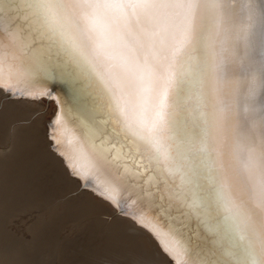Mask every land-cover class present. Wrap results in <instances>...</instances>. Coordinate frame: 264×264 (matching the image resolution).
I'll return each mask as SVG.
<instances>
[{
  "label": "bare ground",
  "instance_id": "bare-ground-1",
  "mask_svg": "<svg viewBox=\"0 0 264 264\" xmlns=\"http://www.w3.org/2000/svg\"><path fill=\"white\" fill-rule=\"evenodd\" d=\"M168 2L66 0L50 35L22 19L25 5L4 3L1 264H41L47 249L53 255L47 264H203L221 260L220 245L228 246L238 231L264 238V0H225L219 18L196 9L191 35L198 26L203 32L204 64L176 89L170 84L185 70L180 58L190 36L187 10L158 6ZM164 111L175 113V127L190 140L185 152L206 209L190 206L183 157L173 150L174 161H157L151 145L134 134L158 129ZM100 128L107 138L94 134ZM168 136L165 127L158 136L162 150L171 143ZM116 142L126 146L119 159L111 147ZM74 173L95 177L97 191L116 202L82 188L91 181ZM50 180L73 195L39 223L44 235L18 232L20 223L28 224L24 214L22 220L15 214L29 201L24 193ZM229 200L238 215L228 210ZM71 206L93 217L74 226L76 236L62 230ZM140 219L163 230L173 251Z\"/></svg>",
  "mask_w": 264,
  "mask_h": 264
},
{
  "label": "snow or ice",
  "instance_id": "snow-or-ice-1",
  "mask_svg": "<svg viewBox=\"0 0 264 264\" xmlns=\"http://www.w3.org/2000/svg\"><path fill=\"white\" fill-rule=\"evenodd\" d=\"M5 2H15L18 4H23L26 7L22 10L25 14L22 17L25 21L32 22L36 30L40 32L41 35L51 34L54 30L53 25L57 22V17L62 9L67 8L66 0H0V12H2L3 5ZM225 0H169L168 3H160L159 7H176L184 8L187 10L186 19L187 27L186 31L189 33L190 38L186 42V48L183 51V54L180 58L181 66L185 69L177 74V77L173 83L170 84V87L173 89L179 88L183 84L189 81V78H195L202 70L204 60L201 55V50L204 41V35L199 26L196 29V34L191 35L192 32V22L193 15L196 9H199L201 15L207 13L209 16L219 18L222 13L223 4ZM116 7H131L129 4H116ZM2 29V25H0ZM117 110L119 111V104L117 102ZM122 115V113H121ZM165 117H168L165 120ZM177 121L175 119L174 112L164 111L160 115V124L159 128L155 130L142 131L139 130L135 135L146 143L150 144L155 152V159L157 161H162V159H168L174 161L172 156L173 150L176 151V154L183 157L184 163L181 165L185 169L184 176L187 180L189 186V192L191 193L192 200L190 206L196 208L197 210L206 209L207 206L204 203V200L199 195L200 185L198 183V173L192 165V162L189 156L186 154L185 149L188 148L190 140L186 142L185 138L182 137L177 128L175 127ZM124 127L127 129L129 126L125 122ZM165 127L169 129L168 140L171 141L168 148L165 150L158 139L159 133ZM95 135L102 136L107 138L105 130L103 128L96 129ZM115 129L109 135H114ZM195 130H193V135ZM131 145V142H129ZM112 149H117L116 156L114 159H119L120 152L125 149V145L119 144L118 142L112 143ZM132 147H127V153L130 154ZM139 168V165L137 166ZM169 174H172L171 169H166ZM147 171V169H144ZM79 176L81 181H91V183H81L82 188H92L97 195L103 196L105 199L116 202V197L111 195L107 191H97L99 185L96 184L95 177H90L88 175H80L79 173H74ZM143 175V172H140ZM146 183H151L150 178L145 179ZM180 199V197H177ZM183 202V200H181ZM228 210L233 212L234 215H238L237 208L233 207V202L231 200L227 203ZM140 223L144 227L150 228L153 231V234L162 240L163 247L166 251L172 252L173 249L168 246V241L165 239V233L163 230L156 229L154 226L146 223L143 219H140ZM172 230H169L171 232ZM186 249L185 245H182ZM221 247V260L215 262L212 261H203V264H264V238H259L256 240L250 239L246 233L238 231L234 240L228 246L220 245Z\"/></svg>",
  "mask_w": 264,
  "mask_h": 264
},
{
  "label": "rangeland",
  "instance_id": "rangeland-1",
  "mask_svg": "<svg viewBox=\"0 0 264 264\" xmlns=\"http://www.w3.org/2000/svg\"><path fill=\"white\" fill-rule=\"evenodd\" d=\"M1 110V109H0ZM1 112V111H0ZM23 119V118H22ZM20 120V119H19ZM17 124L18 123H20V124H25L23 121H18V122H16ZM15 123V124H16ZM16 124V125H17ZM0 176H1V170H0ZM42 176V175H41ZM45 176V175H44ZM1 178V177H0ZM51 183V184H50ZM55 184V183H54ZM55 186L57 187L58 185H56L55 184ZM55 186H53V184H52V182H51V180L49 181V184L47 185V187H39L38 186V183H36L35 185H32L31 186V188H30V190H28V192L26 193H24V200L26 201V200H29L28 202H24V203H22L21 205H18L19 207L18 208H15V214L16 215H18L19 217H18V219L19 220H22V219H25V218H22V217H26V221H27V225H25V221L24 222H22V224L20 223V225H21V228L19 227L18 229H16L18 232H19V230L20 231H24V229L23 228H25L26 230L24 231V232H26V231H28L27 233L29 234V235H34L33 233H36L37 231H39V232H41V235H44L43 234V232L42 231H44V229L43 228H45L46 229V226L45 227H41V224H40V228H39V223H42V222H44V224H46V221H48L49 219H47V218H49L48 216L49 215H51V216H54L55 214H58V212H60V211H58L59 210V208H55V206L59 203V202H64L65 200H67L68 198H70L73 194H68V196L65 194V193H63V191H62V189L58 186V188H56ZM53 187V188H52ZM55 187V188H54ZM39 189V190H38ZM45 189V190H44ZM51 191H49V190ZM57 189H60V190H57ZM32 191V192H31ZM59 191H61V193L59 192ZM40 193V194H39ZM0 194H1V180H0ZM47 194V195H46ZM52 194H54L53 196H52ZM56 194V195H55ZM26 195V196H25ZM30 195V196H29ZM39 195V196H38ZM63 195H66V196H63ZM61 196H62V198H61ZM31 197V198H30ZM48 197V198H47ZM29 198V199H28ZM51 198V199H50ZM59 198V199H58ZM31 199L33 200V199H36L37 200V202H33V203H29L30 201H31ZM44 199V200H43ZM49 200V201H48ZM54 200V201H53ZM58 202H57V201ZM41 201V202H40ZM50 201L52 202V203H50ZM0 202H1V195H0ZM43 202V203H42ZM45 202V203H44ZM46 203H49V205L47 206V207H44L45 206V204ZM54 203V204H53ZM28 204H29V206H28ZM30 204H33V205H31L30 206ZM42 205H44V206H42ZM23 206V207H22ZM25 206V207H24ZM30 208H28V207ZM36 207V208H35ZM38 207V208H37ZM35 208V209H34ZM41 208V209H40ZM70 209H69V213L67 214L69 217L67 218V215L65 216V218H64V223L65 224H67V225H63V227L61 226L62 224H60V226L58 227L57 225H55L54 227H53V232H54V238H55V236L57 235L56 234V227H57V229H59L60 228V231H62V230H64L65 228V235H72V233H73V231L72 230H74V236H76V235H78V233L76 232V228L75 227H78L80 224H83V223H85V222H87V219H88V221H89V219L91 220V219H93V217H91V216H89L88 214H86V212H84L82 209H76V208H74L73 206H71V207H69ZM20 209H22V210H20ZM18 210V211H17ZM49 210V211H48ZM22 211V212H21ZM26 211H28V212H26ZM30 211H32V213L30 212ZM82 211V212H81ZM21 214H20V213ZM77 212H81V213H79V215L77 216ZM26 213V214H25ZM83 213H85V214H83ZM22 214H24V215H22ZM81 214V215H80ZM21 215H22V217H21ZM30 216V218H28ZM33 216V217H32ZM76 216V217H75ZM79 216H81V218L79 217ZM32 217V218H31ZM75 217V219L76 220H73V218ZM78 217H79V219H84V221L83 222H81V223H79V222H77V221H79V219H78ZM54 218V217H53ZM29 219V220H28ZM17 220V219H16ZM74 221V222H73ZM75 222H77V223H75ZM24 223V224H23ZM37 223V224H36ZM70 224H71V227L72 228H70ZM22 225H24L23 227H22ZM37 225H38V227H37ZM73 225V226H72ZM75 225H77V226H75ZM31 226H36L35 228L34 227H31ZM44 226V225H43ZM75 226V227H74ZM27 227V228H26ZM63 229H62V228ZM38 228V229H37ZM43 230H42V229ZM31 229V230H30ZM32 229H33V231H32ZM34 229H36V230H34ZM62 229V230H61ZM72 229V230H71ZM42 230V231H41ZM48 230V229H47ZM51 230V229H50ZM30 231H32L33 233H31ZM36 231V232H35ZM68 231H70L69 233H68ZM61 233V232H60ZM87 233V232H86ZM90 232L88 231V233L86 234V235H88ZM67 235V236H68ZM93 235H94V233H93ZM9 246H11V243H10V245ZM8 249V248H7ZM46 252V256H45V258L47 259H42L41 260V264H45V262H46V264L47 263H50V262H48V260L50 259L51 260V255H52V253H50L49 254V250L47 249V251H45ZM49 255V256H48ZM53 256V255H52ZM30 257V256H29ZM49 257V258H48ZM31 260H33V259H31ZM44 260V261H43ZM0 261H1V203H0ZM60 261H61V263H62V259H60ZM60 261H59V264H61L60 263ZM43 262V263H42ZM28 263V262H27ZM34 264H35V262H33ZM0 264H1V262H0ZM28 264H30V263H28Z\"/></svg>",
  "mask_w": 264,
  "mask_h": 264
}]
</instances>
